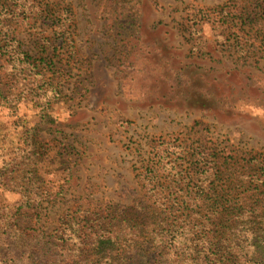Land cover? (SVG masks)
<instances>
[{
  "label": "rangeland",
  "instance_id": "1",
  "mask_svg": "<svg viewBox=\"0 0 264 264\" xmlns=\"http://www.w3.org/2000/svg\"><path fill=\"white\" fill-rule=\"evenodd\" d=\"M52 1L72 11L62 17L66 42L48 74L62 91L56 122L41 126V177L51 194L41 208L24 210V225L39 216L56 232L80 205L133 204L144 194L137 173L159 138L208 142L236 162L249 186L255 170L246 159L264 158V49L249 53L251 42L243 52L228 48L231 31L214 10L230 0ZM39 31L19 32L33 55ZM4 64L0 52L2 82ZM176 77L197 82L216 106L177 96L170 83ZM4 119L0 113V168ZM15 198L0 192V203Z\"/></svg>",
  "mask_w": 264,
  "mask_h": 264
},
{
  "label": "trees",
  "instance_id": "2",
  "mask_svg": "<svg viewBox=\"0 0 264 264\" xmlns=\"http://www.w3.org/2000/svg\"><path fill=\"white\" fill-rule=\"evenodd\" d=\"M71 11L52 0H0V192L16 195L0 203V264H264V158L246 159L255 170L247 187L236 162L216 147L180 137L155 141L137 173L144 194L133 204L80 205L56 232L39 216L24 225V210L41 208L51 194L41 177L47 153L41 126L56 122L52 110L62 91L48 74L66 42L62 17ZM217 11L224 32L235 36L226 39L229 49L243 52L247 42L249 53L264 49V0H230ZM30 27L42 30L35 55L19 33ZM170 83L177 96L203 108L217 104L197 82Z\"/></svg>",
  "mask_w": 264,
  "mask_h": 264
}]
</instances>
